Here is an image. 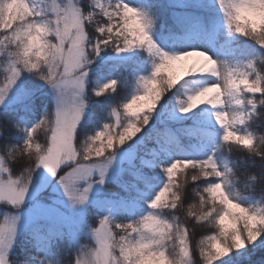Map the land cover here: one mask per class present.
<instances>
[{"label":"snow or ice","instance_id":"snow-or-ice-1","mask_svg":"<svg viewBox=\"0 0 264 264\" xmlns=\"http://www.w3.org/2000/svg\"><path fill=\"white\" fill-rule=\"evenodd\" d=\"M217 3L223 35L255 46L232 60L165 50L156 14L127 0H0V264H264V196L236 175L264 193V0ZM137 49L151 70L125 75ZM30 80L50 97L39 119ZM185 120L200 154L172 158L168 122ZM235 145L242 161L221 154Z\"/></svg>","mask_w":264,"mask_h":264},{"label":"trees","instance_id":"trees-1","mask_svg":"<svg viewBox=\"0 0 264 264\" xmlns=\"http://www.w3.org/2000/svg\"><path fill=\"white\" fill-rule=\"evenodd\" d=\"M172 0H148L146 3L143 2L142 6L143 8L147 7L150 8L153 13L156 14L157 23L154 27V30L161 35V38L165 41V43L168 44V50H171V42L176 38L178 34L184 35V26L180 24L178 21H176L174 17V10H172V7H170ZM184 6H187L191 16L195 20L202 21L203 23V30L205 35L208 37V39L214 44L215 47H220V49H224L226 51L236 52L239 49H248L250 46L255 47L251 44L250 41H248L244 37L237 36L236 40L233 41L231 38H227L225 42L219 43L218 39L220 38L221 34L224 33L223 28V12L219 8V5L217 3V0H212L205 4L204 9H195L192 3H183ZM193 19V20H194ZM218 34L219 37H218ZM108 55L112 54L111 50H107ZM133 61L134 64H131L129 68L124 69V74L128 75L129 72L132 71L131 67H136L138 72L143 75H147L151 70V63L152 58L147 55L143 50H140V52L133 55ZM264 65V62L258 61L257 66L261 67ZM116 73L113 72V75ZM0 79H2V74H0ZM33 86H35L39 91L37 93L36 98V110L33 114V119H39L40 116L43 114L45 106L49 105L50 97L47 95V89L46 88H40L37 81H29ZM135 87L134 81L129 82L124 86V88L121 89V92L119 95H123L125 92L131 93ZM182 94V93H181ZM119 100V97H117ZM174 103V101H173ZM199 111V110H198ZM109 113L105 112L104 115L107 116ZM14 116L15 114H11ZM113 122L115 118L113 117ZM105 121L103 119H95L92 122V125H94L96 128H99L102 123ZM154 123L157 128H164L165 125L160 124L157 121L150 122ZM192 123L191 120H185L183 122H177V121H171L168 122L169 130L175 131L177 130V135H180L179 145L182 146V148L178 147L175 142H173V147L176 149L172 152V158H175L177 156H183L186 153L192 154V155H198L200 154V145L197 144L195 141L190 140L187 136L182 135L184 132H191V129H186L185 125ZM90 125V127H92ZM252 130L256 132V134L264 135V126L260 125V122L257 121L252 125ZM127 147V146H126ZM222 155L227 156L228 158L232 160H237L238 158L242 161L245 152L242 149V146L235 145L232 147L231 151H228V148L225 147L222 149L221 152ZM159 159L164 162L168 163L170 162V158L166 153H161L159 156ZM153 174L163 179V174L159 168H155L152 170ZM236 175L239 177L241 183L237 185V187L245 192V194H251L256 201H259L262 196H264V193L261 191V186L257 184L255 186L254 191H251L250 193L246 191L244 181L246 179V176L248 175L245 167L243 164H239L236 168ZM127 179V177H125ZM107 188H111L113 191L121 193V189L118 184L113 182L106 183ZM123 194V193H121ZM117 219H129V216L127 214H120L117 216ZM206 234V233H205ZM200 239V237H197V241ZM86 242V239H82L81 242ZM26 246V239L25 237H21L18 241V246L16 249L17 256L20 257L21 249H23ZM260 253L256 254V259H259Z\"/></svg>","mask_w":264,"mask_h":264},{"label":"rangeland","instance_id":"rangeland-1","mask_svg":"<svg viewBox=\"0 0 264 264\" xmlns=\"http://www.w3.org/2000/svg\"><path fill=\"white\" fill-rule=\"evenodd\" d=\"M147 1L148 0H127V2L131 4L132 6L141 7V8H143L142 3L143 2L146 3ZM210 1L212 0H172L171 1L170 7H172V10H174V17L176 21H178L180 24L184 26V31H185L184 35L178 34L176 38L173 40V42H171V45H170L171 50L185 51V50H190L192 48H199L201 50L208 51L213 56H219L221 59L232 60L234 58L233 56L234 52L220 49V47L218 46L215 47L214 44L205 35L204 30H203L202 21L193 20L194 18L191 16L187 6H184L183 4V3H186V4L192 3L195 9H204L205 4ZM153 37L162 48H164L165 50H168V44L165 43L163 38H161V35L157 33L155 30H153ZM218 41L219 43L217 44H220L221 42H225L227 40H226V37L223 34H221ZM138 52H140L139 49L133 50V52L128 53L127 55L130 57H133V55ZM111 55H114V54L113 53L109 54V56ZM200 83H202L201 78H188L186 82H182V85L194 89L198 87ZM39 87L43 88L41 83ZM188 115L192 116L193 114L190 113ZM117 170H118L117 167H114L112 169L113 175L116 174ZM108 182L110 181L106 180L105 183H108ZM97 187L102 188L103 186H97ZM81 244L91 246L92 241L86 239V242L83 241L81 242Z\"/></svg>","mask_w":264,"mask_h":264}]
</instances>
